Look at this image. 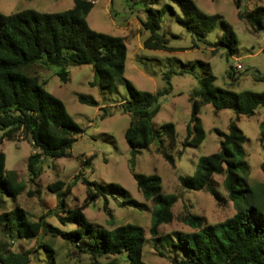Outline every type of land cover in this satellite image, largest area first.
<instances>
[{"label": "trees", "instance_id": "trees-1", "mask_svg": "<svg viewBox=\"0 0 264 264\" xmlns=\"http://www.w3.org/2000/svg\"><path fill=\"white\" fill-rule=\"evenodd\" d=\"M72 8L59 12H44L36 9H23L14 13L0 12V143L22 135L37 149L29 156L28 172L35 182L41 175L40 163L44 156L60 158L69 155V150L77 141L83 129L67 111L63 101L45 88V80L37 73H30L36 65L46 68L57 67V74L67 82L70 65L91 64L96 79L91 83L105 89L115 85L125 73L127 60V38L95 30L87 22L93 3L73 0ZM154 0H151L153 2ZM177 5L165 4L156 10L146 8V19L142 27L149 34L143 41L145 48L174 51L168 44L165 34L159 32L162 14L169 10L176 15L177 22L189 32L205 40L208 31L220 26L223 35L216 42L206 41L216 53L220 46L228 48L230 56L238 49V39L232 25L221 14H208L202 11L194 0H170ZM239 5V1H238ZM239 17L246 19L252 30L264 32V5L249 11H240ZM207 75L201 79V88L192 93V117L187 125L182 146L200 145L206 130L200 118L203 105L212 104L215 111L232 109L238 115L253 116L259 107L264 106V91L244 90L236 92L215 85L216 76L207 66ZM234 66L228 71L233 76ZM130 97L113 107H105L101 118L114 115L117 111L130 116L125 138L130 147L129 167L146 201L153 202L150 233L160 238V227L174 218L173 206L178 194H165L162 179L157 174H144L136 170L137 158L144 150L157 144V151L172 165L176 159L171 147L166 145V136L175 138L176 130L172 122L157 127L155 116L160 111L158 96L169 93L171 88L152 93L137 88L130 80H125ZM83 103L96 105L94 98L81 94ZM230 123L229 131L216 128L220 137V150L199 159L192 175H179L182 188L194 191H208L219 204L232 201L236 212L217 223H209L198 214L188 213L183 217L191 231H176L177 239L173 246L177 252L185 251L180 258L175 255V264H264V184L260 186L259 197L242 173H248L249 164L245 160V135L237 124ZM264 140V120L261 122ZM183 151L180 152L182 154ZM92 157L83 165H90ZM264 169V163L262 165ZM215 175H223L222 188ZM79 180V177H77ZM87 186L84 202L71 207L67 199L77 181L56 180L48 189L56 193L58 207L44 213L37 221L29 218L26 210L16 205L0 213V234L4 238H39L43 234L62 237L80 253L90 254L95 264L102 257L116 256L106 264H120L119 256H125L127 264H148L143 260V246L146 240L144 227L132 223L105 228L91 221L85 209L102 198L108 215L114 214L108 207L109 198L105 188L95 180L82 178ZM122 195L123 206L145 210V202L131 196L119 183L109 185ZM26 183L19 181L17 173L6 170V157L0 153V193L16 199L24 192ZM0 195V207L5 200ZM57 216L60 224L48 221ZM69 228H64V227ZM48 264H56L55 249L50 243H39ZM160 254L163 255L162 252ZM31 251L15 252L0 241V264H29Z\"/></svg>", "mask_w": 264, "mask_h": 264}, {"label": "rangeland", "instance_id": "rangeland-1", "mask_svg": "<svg viewBox=\"0 0 264 264\" xmlns=\"http://www.w3.org/2000/svg\"><path fill=\"white\" fill-rule=\"evenodd\" d=\"M194 1L202 11L221 14L232 25L238 39V49L234 55L230 56L228 48L224 46H220L217 52L213 53V47L206 42H216L223 35L219 25L207 32L204 41L180 25L176 15L169 10L162 14L159 32L166 35L168 44L176 50L145 48L143 41L149 33L141 29V21L146 19L147 6L159 10L165 4H172L177 13L181 14L179 7L170 0H100L86 19L95 30L127 38L124 76L117 80L115 85L102 89L91 84L96 79L91 64L68 66L67 82L62 81L57 74V67L49 69L36 65L30 70V73H37L42 81H46L45 88L63 101L67 111L83 131L70 148L69 155L60 158L43 157L40 163L41 175L35 182L30 180L28 162L29 156L37 149L30 140L19 134L13 139L1 142L0 153L5 154L6 170L16 172L18 180L24 181L26 187L16 199L0 193L6 201L5 206L0 207V213L19 205L26 210L31 220L37 221L42 214L58 207L56 193L48 189L50 183L56 180L77 181L67 199L69 206L76 207L81 205L87 196V186L82 182V178L95 180L108 192V207L114 216L111 218L108 215L102 198L85 209L86 216L97 225L108 229L126 223L144 227L146 240L143 246V260L148 264H175L172 260L175 255L180 258L186 255L185 251L177 252L173 246L177 239L175 232L192 230L191 226L183 221L185 215L194 213L203 216L209 223H217L236 212L232 201L219 204L208 191L182 188L179 175H192L201 156L219 151L220 137L215 129L228 132L231 121L237 118V124L245 135V160L250 167L248 173L242 174L255 196L259 197L260 186L264 184V140L261 138L264 106L259 107L253 116L238 117L232 109L216 112L212 104L203 105L199 115L206 130L204 141L198 146H189L186 149L183 148L182 141L192 117V93L201 88V79L207 75L208 65L216 76V86L236 92L264 91V32L252 30L247 20L239 17L240 11L245 12L264 5V0ZM73 5V0H0V12L9 14L23 9L59 12L72 8ZM237 64L241 66L237 67ZM231 65L234 66L235 81L228 74ZM126 79L137 88L152 93L171 88L169 93H161L158 96L160 111L155 116L154 123L157 127L167 122L174 123L175 138L166 136L165 139L176 159V166H172L157 151L156 143L138 155L136 165L138 172L157 174L161 177L163 193L179 195L172 209L174 218L160 227L161 236L158 239L150 233L153 202L145 200L129 167L130 147L125 132L130 123V116L120 111L106 118L100 116L105 107L116 106L130 97ZM81 94L94 98L97 104L81 102ZM90 157L91 164L83 165ZM77 177L79 180H76ZM223 178V175H215L221 188ZM112 183L121 184L133 198L145 202L148 208L141 210L123 206L122 195L109 186ZM48 221L62 226L57 216L48 217ZM0 241L15 252L30 250L29 264H48L43 249L39 246V243L44 242L54 247L56 264H95L90 254L78 252L62 237L43 234L39 238L27 240L4 238L0 234ZM114 258L116 256L102 257L97 262L106 264ZM117 258L120 264H127L125 256Z\"/></svg>", "mask_w": 264, "mask_h": 264}, {"label": "built area", "instance_id": "built-area-1", "mask_svg": "<svg viewBox=\"0 0 264 264\" xmlns=\"http://www.w3.org/2000/svg\"><path fill=\"white\" fill-rule=\"evenodd\" d=\"M87 2L93 3V4H97L100 0H85ZM241 64H237V67H240Z\"/></svg>", "mask_w": 264, "mask_h": 264}]
</instances>
